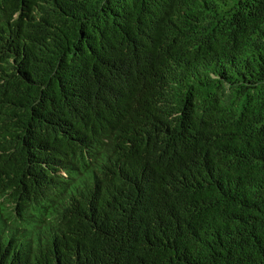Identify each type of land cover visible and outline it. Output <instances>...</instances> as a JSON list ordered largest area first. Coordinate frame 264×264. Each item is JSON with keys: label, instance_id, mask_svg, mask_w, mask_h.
Wrapping results in <instances>:
<instances>
[{"label": "trees", "instance_id": "trees-1", "mask_svg": "<svg viewBox=\"0 0 264 264\" xmlns=\"http://www.w3.org/2000/svg\"><path fill=\"white\" fill-rule=\"evenodd\" d=\"M0 264H264V0H0Z\"/></svg>", "mask_w": 264, "mask_h": 264}]
</instances>
